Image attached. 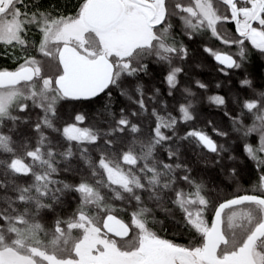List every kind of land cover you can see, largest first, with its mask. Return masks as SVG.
Returning a JSON list of instances; mask_svg holds the SVG:
<instances>
[{"label": "snow or ice", "instance_id": "snow-or-ice-1", "mask_svg": "<svg viewBox=\"0 0 264 264\" xmlns=\"http://www.w3.org/2000/svg\"><path fill=\"white\" fill-rule=\"evenodd\" d=\"M255 55L264 0H0V264H264Z\"/></svg>", "mask_w": 264, "mask_h": 264}, {"label": "trees", "instance_id": "trees-1", "mask_svg": "<svg viewBox=\"0 0 264 264\" xmlns=\"http://www.w3.org/2000/svg\"><path fill=\"white\" fill-rule=\"evenodd\" d=\"M44 2L48 3L49 0H44ZM51 2H55V0H51ZM65 2H66V0H60L61 5L64 4ZM75 2H76V0H72L73 4ZM193 47H196V45H193ZM200 62L203 64V66L202 67H193L192 78L200 79L203 82L207 83L209 85V90L207 92H204L202 90L198 92V96L200 97V102L197 105L198 110L200 112V119L198 121V124H199V126L203 127L206 124L207 120H213V121H216L218 123L220 121H223V126L226 127L228 125V121H227V118H224L222 116V110H219L215 106L211 105L207 100L208 96H206L205 94L206 93H208V94L215 93L216 94V93H219L220 91H224V93H226L229 86H231V87H233V89H235L238 85L237 84L235 86L228 85L225 82L226 81L225 78L221 79L220 75L215 71V69H213V67L210 65V62H208L207 57L201 58ZM206 67L208 68V72H209L208 74H206V72H205ZM248 71L253 76H256L258 82L261 83L259 76L261 74H263L262 73L263 67H261L260 63L257 60L253 61V63L249 65ZM213 76H214V80L212 79ZM155 83L157 85H159V80H157ZM217 83H220L222 85V87L219 89L216 88ZM159 86L163 87V85H159ZM194 90H195V88H194ZM172 103H174V102H172L170 100L169 104L171 105ZM117 107H119V105H117ZM68 110L70 111L71 109L69 108ZM84 110L88 111L89 109L85 108ZM207 130L209 132H211L210 127ZM221 142H223V141H221ZM233 147L235 149V153L237 155H240L242 152V148L239 145V142L234 143ZM200 167H203V165H200ZM214 174L215 173H213V175ZM249 184H250L249 175L247 172H245L243 175V179L241 181V189L240 190L242 191L244 188H248ZM226 191L231 192V191H233V189L229 188V189H226ZM167 235L169 238L179 237V236H184L185 238H189L187 236V234L177 235L172 231L168 232Z\"/></svg>", "mask_w": 264, "mask_h": 264}, {"label": "flooded vegetation", "instance_id": "flooded-vegetation-1", "mask_svg": "<svg viewBox=\"0 0 264 264\" xmlns=\"http://www.w3.org/2000/svg\"><path fill=\"white\" fill-rule=\"evenodd\" d=\"M76 3V2H75ZM226 27V30L229 32V33H234V25H231V24H228L225 26ZM208 59V62H210V65L213 67V69H215V71L220 75V78L221 79H224L225 78V82L228 84V85H232V86H235L236 84L238 85V81L240 79V76L239 75H232L231 78H230V81H229V78L227 77H224L222 74H220L216 68V65H215V62L213 60H211L210 58H207ZM257 60L261 67H263V74H261L259 77H260V81L261 83H264V57H259L258 55H255L252 60L250 61V64L253 63V61ZM0 64H4V66H10L11 65V61H0ZM249 64V65H250ZM206 74H208V68L206 67V70H205ZM256 77V76H255ZM214 80V76L212 78ZM212 94H215V93H206L205 95L206 96H210ZM216 94H220V95H224V91H220L219 93H216ZM173 239L176 240L177 243H187L188 239L189 238H185L184 236H179V237H171Z\"/></svg>", "mask_w": 264, "mask_h": 264}]
</instances>
